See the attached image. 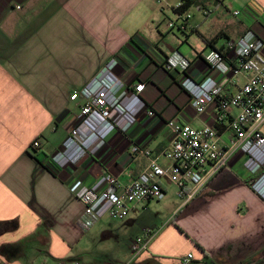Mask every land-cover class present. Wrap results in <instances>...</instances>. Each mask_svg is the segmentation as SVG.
Listing matches in <instances>:
<instances>
[{
  "label": "crops",
  "instance_id": "obj_1",
  "mask_svg": "<svg viewBox=\"0 0 264 264\" xmlns=\"http://www.w3.org/2000/svg\"><path fill=\"white\" fill-rule=\"evenodd\" d=\"M179 2L0 0V264H182L187 254V264L264 262V200L250 187L257 175L242 166L243 157L211 177L186 205L165 178L166 212L163 205L151 208L150 200L134 204L122 219L103 216L88 229L80 225L83 207L70 190L74 182L88 186L109 171L128 184L148 163L131 152L134 145L170 164L159 154L171 138L166 120L195 128L213 123L214 106L195 115L178 73L162 67L166 56L179 51L191 59L192 78L218 76L201 57L211 49L207 41L221 48L248 29L264 38V0H190L187 11L177 14ZM193 6L199 18L190 12ZM112 58L124 82L145 84L142 98L156 116L140 114L126 134L112 132L81 166L57 168L51 155L81 103L70 93ZM235 79L221 82L225 92L244 81L242 75ZM34 139L37 148L30 146ZM146 229L156 233L131 259L130 245Z\"/></svg>",
  "mask_w": 264,
  "mask_h": 264
},
{
  "label": "built area",
  "instance_id": "obj_2",
  "mask_svg": "<svg viewBox=\"0 0 264 264\" xmlns=\"http://www.w3.org/2000/svg\"><path fill=\"white\" fill-rule=\"evenodd\" d=\"M180 5L177 3L175 8ZM208 12L203 10L205 15ZM179 27L184 28V22ZM201 57L218 76L192 78L191 59L179 51L166 56L162 67L178 73V83L188 94L195 115H202L214 106L213 123L195 128L175 118L166 120L171 138L159 154L170 164L161 165L148 149L134 145L131 152L145 155L148 163L128 184L121 185L118 177L109 171H104L88 186L74 182L70 190L82 204L83 229L90 228L103 216L122 219L136 203L161 199L165 195L161 181L165 178L177 188L182 205H186L202 193L211 177L240 157H243L242 166L257 175L250 187L264 200V38L248 29ZM116 65L117 59H110L86 85L70 93V100L80 99L81 103L76 122L60 149L51 155L57 168L81 166L105 146L112 132L126 134L138 123L140 114L156 116L142 98L145 84L124 82L115 73ZM238 75L244 78L241 86L233 93L225 92L221 82L235 84ZM39 144L34 139L30 146L37 148ZM155 233L146 229L144 235L132 241L131 259L146 250ZM191 258L192 254H187L182 264ZM56 264L80 263L58 261Z\"/></svg>",
  "mask_w": 264,
  "mask_h": 264
},
{
  "label": "trees",
  "instance_id": "obj_3",
  "mask_svg": "<svg viewBox=\"0 0 264 264\" xmlns=\"http://www.w3.org/2000/svg\"><path fill=\"white\" fill-rule=\"evenodd\" d=\"M181 5L177 8L174 9V12L177 14H183L187 11V9L189 8L191 2L190 0H180ZM258 37L260 36L255 30H252ZM261 38V36L259 37ZM213 42L214 39H211L210 41H207V45L211 46V49H215V47L213 46ZM164 69V68H163ZM165 70V69H164ZM166 71V70H165ZM168 73L174 72V71H167ZM176 72V71H175ZM178 83V81H177ZM178 86L181 88L180 84L178 83ZM182 89V88H181ZM183 90V89H182ZM184 91V90H183ZM185 92V91H184ZM188 95V94H187ZM255 264H264V262L259 261L258 263Z\"/></svg>",
  "mask_w": 264,
  "mask_h": 264
},
{
  "label": "rangeland",
  "instance_id": "obj_4",
  "mask_svg": "<svg viewBox=\"0 0 264 264\" xmlns=\"http://www.w3.org/2000/svg\"><path fill=\"white\" fill-rule=\"evenodd\" d=\"M230 10H231V9H230ZM190 12H192V13L194 12L196 18H199V17H200V14L198 13V11L195 10V7H194V6L190 9ZM223 12H227V11H225V10L223 9ZM231 12H232V10H231ZM190 14H191V13H190ZM191 15H192V14H191ZM226 16L229 17V16H230L229 13H227ZM172 189H174V187H173ZM175 189H176V187H175ZM176 190H177V189H176ZM170 192H171V190H169V194H170ZM168 197H169V195H168ZM165 199H166V197H165L164 199L159 200V201L152 200V201L149 203V205L151 206V208L159 209V207H160L161 205H163V202H164ZM169 204H170V202L165 203V205H163L164 209L162 208V209H160V210H161V211L163 210L164 212H166L165 209H167V207L169 206Z\"/></svg>",
  "mask_w": 264,
  "mask_h": 264
}]
</instances>
